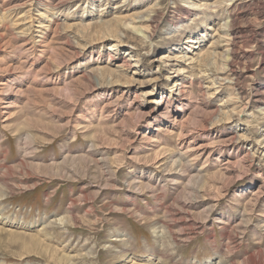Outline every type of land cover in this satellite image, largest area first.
Masks as SVG:
<instances>
[{"label": "rangeland", "instance_id": "obj_1", "mask_svg": "<svg viewBox=\"0 0 264 264\" xmlns=\"http://www.w3.org/2000/svg\"><path fill=\"white\" fill-rule=\"evenodd\" d=\"M0 197V264H264V0H0Z\"/></svg>", "mask_w": 264, "mask_h": 264}, {"label": "bare ground", "instance_id": "obj_2", "mask_svg": "<svg viewBox=\"0 0 264 264\" xmlns=\"http://www.w3.org/2000/svg\"><path fill=\"white\" fill-rule=\"evenodd\" d=\"M230 26V25H229ZM115 30V29H114ZM117 32V31H116ZM256 33H254V35H255ZM148 37V36H147ZM233 37V36H232ZM186 42H192V39L191 38H188L187 39V41ZM254 43V42H253ZM231 45V44H230ZM204 57V56H203ZM208 59H206V58H203L202 60H201V64H206V66L208 65V60L210 59V57H207ZM198 59V58H197ZM188 60V59H187ZM199 60V59H198ZM194 61V60H193ZM208 67V66H207ZM181 85V84H180ZM179 88V87H178ZM4 91V90H3ZM184 91H185V89H184ZM182 93V92H181ZM4 97H1V100L3 99ZM248 98V97H247ZM4 99H6V98H4ZM3 101H5V100H3ZM257 101V100H256ZM6 102V101H5ZM8 102V101H7ZM245 104V103H244ZM15 105V104H14ZM3 106V105H2ZM5 107H9V106H6L5 105ZM11 107V106H10ZM13 107V106H12ZM181 132V131H180ZM181 134H182V132H181ZM185 135V134H184ZM146 137V135H144V134H142L141 135V138H145ZM147 139H148V137H147ZM45 165V164H44ZM49 166V165H48ZM1 198V197H0ZM1 200L2 199H0V202H1ZM64 219L63 218H58V219H55V221H54V223H58V224H61V225H63L64 224ZM164 248V247H163ZM164 251V250H163Z\"/></svg>", "mask_w": 264, "mask_h": 264}]
</instances>
